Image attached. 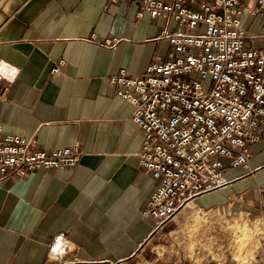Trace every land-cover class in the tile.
Segmentation results:
<instances>
[{"label": "crops", "instance_id": "1", "mask_svg": "<svg viewBox=\"0 0 264 264\" xmlns=\"http://www.w3.org/2000/svg\"><path fill=\"white\" fill-rule=\"evenodd\" d=\"M139 10L127 1L0 0V59L15 68L0 80V122L40 148L82 150L72 167L0 176V264H264V138L246 166L225 169V185L163 228L143 215L159 180L139 164L144 132L133 104L109 81L121 68L144 72L170 48L166 19ZM243 25L264 47V15Z\"/></svg>", "mask_w": 264, "mask_h": 264}, {"label": "built area", "instance_id": "2", "mask_svg": "<svg viewBox=\"0 0 264 264\" xmlns=\"http://www.w3.org/2000/svg\"><path fill=\"white\" fill-rule=\"evenodd\" d=\"M106 1L137 2L139 17L167 22L165 53L157 52L140 74L121 68L109 75L144 132L139 164L159 181L143 215L160 229L194 198L225 185V169L246 166L250 146L264 138V47L250 43L243 25L245 16L264 15V0ZM14 75V66L0 59V80ZM81 156L79 143L43 149L34 136L9 132L0 122V176L65 169Z\"/></svg>", "mask_w": 264, "mask_h": 264}, {"label": "rangeland", "instance_id": "3", "mask_svg": "<svg viewBox=\"0 0 264 264\" xmlns=\"http://www.w3.org/2000/svg\"><path fill=\"white\" fill-rule=\"evenodd\" d=\"M254 18H248V25H250V26H252V29L253 30H255V28H253V25L256 23L254 20H253ZM254 23V24H253ZM252 31V30H251ZM179 214V213H178ZM177 214V215H178ZM233 233H234V235L237 237V238H245V236L246 235H248V233H247V231L246 230H234L233 231ZM232 236H233V234H232V232H231V234L229 235V239H232ZM234 242V241H233ZM215 248H218V249H221V246H219V247H215Z\"/></svg>", "mask_w": 264, "mask_h": 264}, {"label": "bare ground", "instance_id": "4", "mask_svg": "<svg viewBox=\"0 0 264 264\" xmlns=\"http://www.w3.org/2000/svg\"><path fill=\"white\" fill-rule=\"evenodd\" d=\"M190 203V202H189ZM189 205V204H188Z\"/></svg>", "mask_w": 264, "mask_h": 264}]
</instances>
